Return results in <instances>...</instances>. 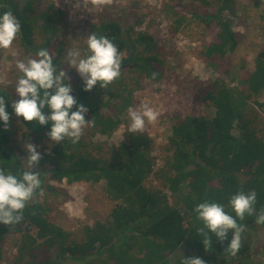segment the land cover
<instances>
[{"label": "trees", "instance_id": "obj_1", "mask_svg": "<svg viewBox=\"0 0 264 264\" xmlns=\"http://www.w3.org/2000/svg\"><path fill=\"white\" fill-rule=\"evenodd\" d=\"M196 1L210 4V0ZM237 1L217 0L216 11L201 17L207 23L212 20L218 23L217 39L201 51V56L209 58L217 70L219 64L228 59L227 54L238 48V32L234 29ZM42 3L43 0H26L23 4L20 0H0V5H4L0 7V14L7 10L14 13L21 24L18 36L25 48L34 52L46 49L51 43L49 39L42 44L36 43V30L46 35L54 30L57 17L62 15L52 5L43 9ZM254 5L264 6V0H254ZM170 7L171 12L176 11L175 6ZM262 10L264 20V7ZM226 11L230 16L225 15ZM139 22L138 18L124 31L121 23L111 19L90 28L98 36L110 38L118 51L127 49V55L121 58V76L107 88L96 85L85 91L79 73L62 60L66 43L52 44L57 51L52 57L54 65L66 71L73 87L71 95L78 104L88 108L85 119L95 122L94 126L88 127L89 131L111 135L120 125L122 114L133 105L142 77L161 76V58L152 49V37L134 31ZM227 71L232 73L230 67ZM240 78L239 85H231L223 76L217 77L212 87L198 96L208 106H214L213 116L178 117L173 123L168 139L171 153L158 171L163 177L161 188L147 186L145 182L155 162L150 155L152 140L145 132H129L117 154H111L113 159L103 160V154L89 149L88 137L82 136L75 144L69 139L56 143L47 135L50 123L41 126L36 121L28 122L18 117L26 135L35 143L51 141L48 146L51 152L44 153L39 161L42 163L47 159L49 175L46 169H33L41 174V189L34 196L44 188L48 189L45 183L50 179L65 178L70 184L104 181L103 189L107 197L115 201V206L105 220L85 225L77 234L50 220L48 200L28 202L20 223L14 226L0 223V242L10 231L22 235L19 253L12 264H61L67 260L82 264H183L184 258H201L206 264H247L256 244L255 233L260 230L264 233V225L255 223V214L246 215L244 221L238 220L245 225V230L242 247L236 256H232L226 248L233 230H229L223 242L215 233H209L212 244L204 245L203 237L197 233L203 223L194 212L197 204L207 200L224 205L225 211L235 217L229 200L241 190L246 193L255 190L256 213L264 209V121L257 110L245 109L247 101L257 102L256 98L264 90V51L255 57L253 68L242 64ZM0 95L4 96L6 111L10 114L7 127L0 121V168L19 175L26 168L23 162L26 152L20 148L25 141L16 138L14 121L17 116L11 106L19 98L14 99L2 87ZM75 110L74 107L71 111ZM236 129L237 133L234 132ZM96 145L97 149L102 148V144ZM163 188L172 192L173 203L163 193ZM32 229H36L35 235L31 233ZM41 244L46 247L42 249L43 256L37 252ZM48 248H54L57 254L53 251V256ZM2 258L0 245V262Z\"/></svg>", "mask_w": 264, "mask_h": 264}, {"label": "rangeland", "instance_id": "obj_2", "mask_svg": "<svg viewBox=\"0 0 264 264\" xmlns=\"http://www.w3.org/2000/svg\"><path fill=\"white\" fill-rule=\"evenodd\" d=\"M25 1L20 0L22 4ZM237 3L234 29L238 32V48L234 53L227 54L228 59L223 60L217 70L209 58L205 59L204 56H201L203 47L217 39L219 29L217 21L212 20L207 23L202 19L216 11L217 0H210L209 5L196 0H111L110 4L100 6L91 3V0H87L85 4L84 0H43V9L52 5L57 7L62 15L57 17L54 30L46 35H42L39 30H36L34 41L42 44L49 39L51 43L46 45V49L52 57L57 53L56 49L52 48V44L59 41L65 42L66 49L62 60L66 62L67 67L69 66L68 51L72 48H79L82 54H86L88 51L86 37L92 33L90 28L100 25V22L107 21V19L119 23H121L119 20H122L121 27L125 29L127 26L133 25V22L139 18L140 22L134 26V31L137 34L151 36L152 49L161 58V76L142 77L140 87L135 93L133 105L122 114L120 125L111 135L92 132L88 127L85 128L82 136L88 137L90 140L87 142L92 152H100L106 157H103V160H111V154H117L121 142L129 133L128 110L147 104L157 111L159 116L154 123L146 122L143 131L152 140L150 155L155 161L153 171L145 182L150 187H162L163 177L158 171L164 167L171 153L168 148V139L173 123L178 117L182 119L192 116H213L214 106H208L198 96L204 95L205 91L212 87V82L217 77L223 76L231 85H239L242 64L245 63L248 68H253L255 57L264 51V20L262 18L264 6H255L254 0H238ZM170 6H175L177 14L169 10ZM225 15L230 16L227 11ZM180 22L181 25L177 27ZM123 34L125 35V33ZM123 34L121 36H124ZM119 53L122 58L127 55V49L119 51ZM35 54L36 52L25 48L21 36L14 40L10 48L0 49V87L13 95L14 99L19 98L15 85L22 75L17 69L16 63L19 60L26 62L30 58H35ZM216 59L217 57L214 58L215 61ZM228 67L232 71L231 74L227 71ZM227 73L230 77L234 76L235 79L229 78ZM256 99L257 102L247 101L245 109L251 107L257 110L264 121V90ZM242 109L243 107L241 111ZM14 128L17 130V140L25 141L20 147L26 152L23 160L28 157L25 147L30 142L37 146L36 150L42 158L44 153L51 152L48 147L51 146V141L44 140L35 143L31 137L26 135V130L22 127L21 119L18 117L14 121ZM234 132L237 133V129ZM92 144L95 148L92 147ZM96 144H102V148L97 149ZM97 155L100 156L99 153ZM23 162L26 164V161ZM112 162L110 161V163ZM33 169H46V173L49 175L50 165L47 159H43L42 163H38ZM45 186L48 189L44 188L29 202L48 200L51 205L50 220L66 230L77 232V234L83 231L85 225L105 220L115 206V201L109 199L103 189L104 181H78L70 184L65 178L63 180L50 179L46 181ZM163 193L170 203H173L172 192L168 188H163ZM31 233L35 235L36 229H32ZM21 237V233L15 231H10L4 236L0 242L3 251L0 264H12L15 261L19 253ZM255 239L256 244H254L246 262L247 264H264L263 231L256 232ZM39 248L37 252L39 256H43L42 249H46V247L41 244ZM48 250L53 255L54 248H48ZM27 257L29 259V256ZM55 258L58 257L55 256ZM61 264L82 263L67 260Z\"/></svg>", "mask_w": 264, "mask_h": 264}, {"label": "clouds", "instance_id": "obj_3", "mask_svg": "<svg viewBox=\"0 0 264 264\" xmlns=\"http://www.w3.org/2000/svg\"><path fill=\"white\" fill-rule=\"evenodd\" d=\"M87 0H84V4ZM97 6L110 4L111 0H91ZM4 7V5H0ZM21 32V24L11 10L0 14V49H8ZM87 53L82 54L79 48H72L67 53V62L70 68H75L84 81L85 91L94 86L107 88L121 76L122 59L117 45L107 36L92 32L86 37ZM16 67L22 75L18 78L15 90L19 100L12 103L17 117L25 121H36L44 126L51 124L47 135L52 141L59 143L65 139L73 144L81 139L85 128L94 126V120H86L88 108L78 104L71 95L72 85L63 69H58L47 49L36 52L35 58L26 62L19 60ZM155 76V74H154ZM75 111H71L73 108ZM130 124L128 132H143L146 122L157 121L159 113L147 104L139 108L128 110ZM10 114L6 111L4 96L0 95V121L7 127ZM28 157L26 168L19 175H13L0 168V223L14 226L23 219L26 204L33 198L38 189H41L40 173L33 168L42 159L33 143L26 145ZM257 193L255 190L238 193L230 197L229 203L235 212V217L225 211V206L217 202L204 201L195 206L197 219L202 221L203 227L197 229L198 235L203 237L204 245H211L209 233H215L221 242L227 238L229 230L233 235L227 251L236 256L242 247V233L246 215H256L255 223L264 225V209L256 213L255 205ZM183 264H206L201 258H187Z\"/></svg>", "mask_w": 264, "mask_h": 264}, {"label": "bare ground", "instance_id": "obj_4", "mask_svg": "<svg viewBox=\"0 0 264 264\" xmlns=\"http://www.w3.org/2000/svg\"><path fill=\"white\" fill-rule=\"evenodd\" d=\"M76 14H77V13H76ZM127 27H128V26H127ZM127 27H126V28H127ZM122 28H123V27H122ZM123 29H124V28H123ZM89 33H90V32H89Z\"/></svg>", "mask_w": 264, "mask_h": 264}, {"label": "crops", "instance_id": "obj_5", "mask_svg": "<svg viewBox=\"0 0 264 264\" xmlns=\"http://www.w3.org/2000/svg\"><path fill=\"white\" fill-rule=\"evenodd\" d=\"M89 225H93V224H89Z\"/></svg>", "mask_w": 264, "mask_h": 264}, {"label": "built area", "instance_id": "obj_6", "mask_svg": "<svg viewBox=\"0 0 264 264\" xmlns=\"http://www.w3.org/2000/svg\"><path fill=\"white\" fill-rule=\"evenodd\" d=\"M139 26V25H138ZM137 28V27H136Z\"/></svg>", "mask_w": 264, "mask_h": 264}]
</instances>
